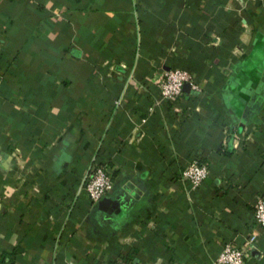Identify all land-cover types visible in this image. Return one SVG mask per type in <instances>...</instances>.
Masks as SVG:
<instances>
[{"label": "crops", "instance_id": "obj_1", "mask_svg": "<svg viewBox=\"0 0 264 264\" xmlns=\"http://www.w3.org/2000/svg\"><path fill=\"white\" fill-rule=\"evenodd\" d=\"M171 63L196 95L159 98ZM93 163L124 209L78 189ZM260 194L264 0H0V264H212L251 232L264 264Z\"/></svg>", "mask_w": 264, "mask_h": 264}, {"label": "built area", "instance_id": "obj_2", "mask_svg": "<svg viewBox=\"0 0 264 264\" xmlns=\"http://www.w3.org/2000/svg\"><path fill=\"white\" fill-rule=\"evenodd\" d=\"M131 70L129 76H132ZM184 83L188 84V92L197 93L200 88L193 80L192 74L185 68L177 65L168 66L162 71L161 78L157 81L159 98L170 99L183 92ZM121 97L117 96L113 102L119 104ZM207 174V167L204 163L191 159L179 172L180 178L190 188H195ZM112 180L109 173L102 164H90L78 183V189L85 191L92 202H97L111 188ZM253 219L257 224L264 227V194L257 195L252 210ZM256 233L251 232L241 247L224 242L219 251L212 258V264H248V250L252 245ZM103 264H139L128 256L114 258Z\"/></svg>", "mask_w": 264, "mask_h": 264}, {"label": "water", "instance_id": "obj_3", "mask_svg": "<svg viewBox=\"0 0 264 264\" xmlns=\"http://www.w3.org/2000/svg\"><path fill=\"white\" fill-rule=\"evenodd\" d=\"M188 89V84L184 83L183 91L188 92ZM127 192V187H123V189L114 197H108L106 195L102 196L97 201L98 209L105 212L106 215L119 212V210L124 209L129 203V196L126 195Z\"/></svg>", "mask_w": 264, "mask_h": 264}, {"label": "trees", "instance_id": "obj_4", "mask_svg": "<svg viewBox=\"0 0 264 264\" xmlns=\"http://www.w3.org/2000/svg\"><path fill=\"white\" fill-rule=\"evenodd\" d=\"M173 65H177L179 66L178 64H175V63H171L169 66H173ZM193 95H196L197 93H192ZM198 161V160H197Z\"/></svg>", "mask_w": 264, "mask_h": 264}]
</instances>
